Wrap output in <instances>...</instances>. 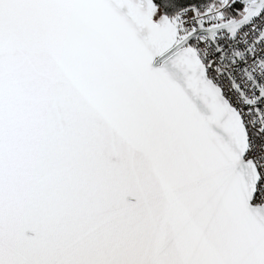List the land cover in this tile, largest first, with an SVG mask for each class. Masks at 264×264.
Wrapping results in <instances>:
<instances>
[{"label":"snow or ice","instance_id":"snow-or-ice-1","mask_svg":"<svg viewBox=\"0 0 264 264\" xmlns=\"http://www.w3.org/2000/svg\"><path fill=\"white\" fill-rule=\"evenodd\" d=\"M0 264H264V0H0Z\"/></svg>","mask_w":264,"mask_h":264}]
</instances>
